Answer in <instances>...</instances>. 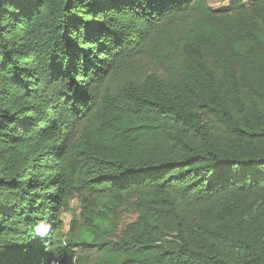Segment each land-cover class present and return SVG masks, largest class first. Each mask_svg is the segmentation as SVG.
I'll use <instances>...</instances> for the list:
<instances>
[{
    "label": "trees",
    "instance_id": "obj_1",
    "mask_svg": "<svg viewBox=\"0 0 264 264\" xmlns=\"http://www.w3.org/2000/svg\"><path fill=\"white\" fill-rule=\"evenodd\" d=\"M0 264H264V0H0Z\"/></svg>",
    "mask_w": 264,
    "mask_h": 264
},
{
    "label": "rangeland",
    "instance_id": "obj_2",
    "mask_svg": "<svg viewBox=\"0 0 264 264\" xmlns=\"http://www.w3.org/2000/svg\"><path fill=\"white\" fill-rule=\"evenodd\" d=\"M208 4L215 10H222L230 5V0H208ZM79 205L77 201H72L70 209L62 214V220L65 223L63 233L66 234L69 228V222L71 219L76 218L79 212ZM134 214L131 212H124L120 218V224H124L126 221L132 219Z\"/></svg>",
    "mask_w": 264,
    "mask_h": 264
},
{
    "label": "built area",
    "instance_id": "obj_3",
    "mask_svg": "<svg viewBox=\"0 0 264 264\" xmlns=\"http://www.w3.org/2000/svg\"><path fill=\"white\" fill-rule=\"evenodd\" d=\"M65 224V223H64Z\"/></svg>",
    "mask_w": 264,
    "mask_h": 264
}]
</instances>
